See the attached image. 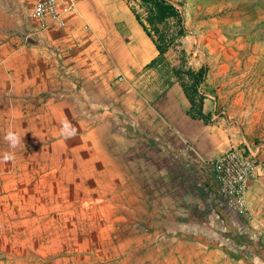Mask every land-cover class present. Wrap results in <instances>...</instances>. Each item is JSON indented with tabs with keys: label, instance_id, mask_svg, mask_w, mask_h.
<instances>
[{
	"label": "crops",
	"instance_id": "obj_1",
	"mask_svg": "<svg viewBox=\"0 0 264 264\" xmlns=\"http://www.w3.org/2000/svg\"><path fill=\"white\" fill-rule=\"evenodd\" d=\"M22 1L0 0V264H264L201 235L204 164L233 140L188 114L178 81L142 73L158 50L130 8L74 0L42 28ZM246 197L264 253V177Z\"/></svg>",
	"mask_w": 264,
	"mask_h": 264
},
{
	"label": "rangeland",
	"instance_id": "obj_2",
	"mask_svg": "<svg viewBox=\"0 0 264 264\" xmlns=\"http://www.w3.org/2000/svg\"><path fill=\"white\" fill-rule=\"evenodd\" d=\"M122 1L139 21L137 15L144 19L145 9L138 0ZM171 1L182 13L183 31L179 33V24L174 19L160 26L173 44L164 54L163 61L158 60V52L153 64L150 62L142 68V73L147 76L151 74V68L158 67L160 80L166 82L173 78L180 83L182 79L190 84L191 80L184 74L186 68L203 67L204 80L197 88L204 94V111L211 115L208 123L220 124L219 127L226 130L223 138L235 141L229 142L227 150L243 148V136L255 147L252 152L257 147L258 155L264 158V0ZM21 3L26 10L27 1ZM147 35L155 46L156 35H153L154 39ZM175 67L180 70L179 75L173 72ZM196 97L198 100V95ZM112 125L116 128L118 122L113 121ZM122 139L113 137V143H121ZM135 139L141 144L163 145V138L141 140L130 137L124 138L125 144L133 145ZM214 159L208 160L203 167L202 188H207L203 194L205 203L202 209L194 208L201 214L198 217L204 226L201 235L212 238L211 241L220 238L226 242L231 256L239 254L252 258L257 255L261 258L264 254L262 235L252 232L249 210L242 215L236 214L222 199L213 177L211 162Z\"/></svg>",
	"mask_w": 264,
	"mask_h": 264
},
{
	"label": "built area",
	"instance_id": "obj_3",
	"mask_svg": "<svg viewBox=\"0 0 264 264\" xmlns=\"http://www.w3.org/2000/svg\"><path fill=\"white\" fill-rule=\"evenodd\" d=\"M75 7L74 0H34L29 16L45 26L48 20L64 24L63 15ZM214 180L228 208L239 215L248 211L246 192L251 180L264 176V158L246 148H230L211 162Z\"/></svg>",
	"mask_w": 264,
	"mask_h": 264
},
{
	"label": "trees",
	"instance_id": "obj_4",
	"mask_svg": "<svg viewBox=\"0 0 264 264\" xmlns=\"http://www.w3.org/2000/svg\"><path fill=\"white\" fill-rule=\"evenodd\" d=\"M141 7L145 9V17L142 19L140 16V22L143 29L154 39L153 35L157 38L154 39L156 49L159 52V61H163L164 54L172 46L173 40L163 34L161 25L165 24L168 20L174 19L179 24L178 31L182 33V13L179 8L171 0H138ZM177 31V32H178ZM157 60V61H158ZM154 62V59H153ZM151 61V64H153ZM156 62V60H155ZM173 72L179 75L178 68H172ZM184 74L191 80L190 84H187L182 79L180 84L183 91L190 103L188 114L192 118L201 119L203 122L208 123L211 121V115L209 112L204 111V94L199 93L198 85L203 82L205 70L203 67L194 70L192 68H186ZM198 95V100L197 96Z\"/></svg>",
	"mask_w": 264,
	"mask_h": 264
},
{
	"label": "clouds",
	"instance_id": "obj_5",
	"mask_svg": "<svg viewBox=\"0 0 264 264\" xmlns=\"http://www.w3.org/2000/svg\"><path fill=\"white\" fill-rule=\"evenodd\" d=\"M63 129H70V131L66 134V138H70L71 136H74L76 134L75 128H73L70 125V123L67 121L63 122L62 134H64ZM5 139L9 141L11 148H15L20 143L19 135L13 131H9ZM14 158H15V154L13 152H6L3 154V157H2L4 161H10V160H13Z\"/></svg>",
	"mask_w": 264,
	"mask_h": 264
}]
</instances>
